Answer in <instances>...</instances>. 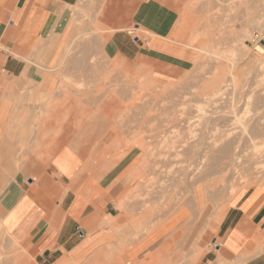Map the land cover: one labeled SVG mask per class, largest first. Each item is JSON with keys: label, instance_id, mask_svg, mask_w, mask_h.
<instances>
[{"label": "rangeland", "instance_id": "374dc122", "mask_svg": "<svg viewBox=\"0 0 264 264\" xmlns=\"http://www.w3.org/2000/svg\"><path fill=\"white\" fill-rule=\"evenodd\" d=\"M108 2L78 0L70 16L61 19L73 36L59 75L84 86L60 82L58 89L68 96L58 97L47 115H40L44 98H24L7 140L16 144L18 157L46 161L82 135L87 116L101 112L103 127L92 141V160L137 173L140 221L195 208L207 224L204 229L221 225L235 196L264 189V80L258 83L256 77L264 54V0L179 1L171 38L189 44L197 57L170 81L109 51L112 28L100 19ZM203 46L232 47L237 59L231 65L227 57L204 53ZM104 133L107 146L97 144ZM21 255L19 247L0 239V264H19Z\"/></svg>", "mask_w": 264, "mask_h": 264}, {"label": "crops", "instance_id": "0c3cea01", "mask_svg": "<svg viewBox=\"0 0 264 264\" xmlns=\"http://www.w3.org/2000/svg\"><path fill=\"white\" fill-rule=\"evenodd\" d=\"M179 1L109 0L100 16L112 28L109 51L146 66L156 79L180 77L197 55L171 38ZM77 2L0 0V239L19 247V264H264L263 188L235 196L221 225L210 228L195 208L140 221L137 173L92 160L101 112L87 116L82 135L50 159L18 157L7 140L17 105L44 98L40 114L47 115L68 96L57 88L74 78L60 77L58 68L73 30L61 19ZM106 137L97 144L107 146Z\"/></svg>", "mask_w": 264, "mask_h": 264}, {"label": "bare ground", "instance_id": "6f19581e", "mask_svg": "<svg viewBox=\"0 0 264 264\" xmlns=\"http://www.w3.org/2000/svg\"><path fill=\"white\" fill-rule=\"evenodd\" d=\"M190 15V14H189ZM190 38H193V37H190ZM188 39V38H187ZM191 40V39H190ZM193 43V42H192ZM187 45H189V44H187ZM187 45H185V46H187ZM194 45V44H193ZM188 47V46H187ZM194 47V46H193ZM199 47V46H198ZM210 47V46H209ZM203 48H204V46H203ZM207 48H208V46H207ZM207 48H204V49H201L204 53H206L207 55H209V56H212V57H214V58H219V59H222V57H227V58H229V62H231L230 64L231 65H233L232 63H234V59H237V58H234L235 56H237V55H235V50H234V48H232V47H230V49H228V50H226V51H215V49L214 50H212L211 48L209 49H207ZM201 51V52H202ZM65 54H67V50H66V52L64 53V58H65ZM206 55V56H207ZM62 57H63V54L61 55ZM221 57V58H220ZM211 58V57H210ZM213 58V59H214ZM226 58V59H227ZM234 58V59H233ZM62 59V58H61ZM64 60V59H63ZM236 63V62H235ZM231 65H230V67L229 68H231ZM257 66V65H256ZM258 70L260 71L259 72V75H258V73H257V78H258V83L260 82V81H262V80H264V54H263V56L261 57V60L259 61V64H258ZM257 69V68H256ZM231 71H232V69H231ZM65 77H68V76H63V78H65ZM68 80H67V82L69 81V78H67ZM232 79H235L234 77H232ZM62 82V81H61ZM236 82V81H235ZM263 82V81H262ZM69 83L70 84H74L75 86H77V87H81V86H84L83 85V83H77V82H74V79H73V81H69ZM233 83V82H232ZM257 83V84H258ZM64 86H65V84H64ZM62 88H63V85L61 86ZM69 87V86H68ZM67 88V87H66ZM58 89V88H57ZM224 89V88H223ZM222 91V90H221ZM221 94V93H220ZM251 101V100H250ZM247 103V102H246ZM246 103H245V105H246ZM249 103V102H248ZM110 104V103H109ZM50 105V104H49ZM111 105V104H110ZM249 104H247V106H248ZM111 107V106H110ZM246 107V106H245ZM247 108V107H246ZM105 110H107V109H105ZM46 112H48V111H46ZM49 113V112H48ZM41 115V114H40ZM65 115V114H64ZM234 119V118H233ZM240 119V118H239ZM240 121V120H239ZM239 121H236L235 123H237V124H240V122ZM233 123V122H232ZM235 125V124H234ZM236 127V126H235ZM237 128V127H236ZM244 130V129H243ZM190 131V130H189ZM193 136V135H192ZM263 143V142H262ZM255 144V143H254ZM264 144V143H263ZM255 149V148H254ZM136 160V159H135ZM141 164V163H140ZM238 166V165H237ZM131 168V167H130ZM143 224V223H142ZM145 235V234H144ZM194 251H195V249H194ZM195 254H196V251H195ZM194 255V254H193ZM195 256V255H194Z\"/></svg>", "mask_w": 264, "mask_h": 264}, {"label": "built area", "instance_id": "2783aa9c", "mask_svg": "<svg viewBox=\"0 0 264 264\" xmlns=\"http://www.w3.org/2000/svg\"><path fill=\"white\" fill-rule=\"evenodd\" d=\"M76 230L78 231V236L81 238L82 236H83V234H82V232H80L77 228H76Z\"/></svg>", "mask_w": 264, "mask_h": 264}]
</instances>
